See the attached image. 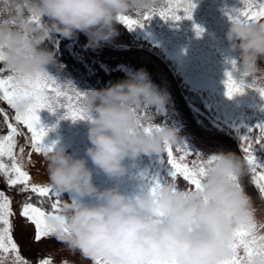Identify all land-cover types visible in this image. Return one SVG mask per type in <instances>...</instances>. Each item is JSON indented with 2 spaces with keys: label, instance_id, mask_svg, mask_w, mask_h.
Returning a JSON list of instances; mask_svg holds the SVG:
<instances>
[{
  "label": "clouds",
  "instance_id": "obj_1",
  "mask_svg": "<svg viewBox=\"0 0 264 264\" xmlns=\"http://www.w3.org/2000/svg\"><path fill=\"white\" fill-rule=\"evenodd\" d=\"M154 6L155 0H11L10 10L0 15V64L24 77L49 74V67L59 63L46 46L50 36L77 40L83 35L82 47L95 51L119 36V16ZM224 35L239 61L235 69L264 84V22L230 21ZM168 101L144 68L129 72L107 87L89 89L81 99L90 116L87 159L58 146L43 154L49 185L69 197L61 204L63 224L47 217L51 235L90 264H222L234 255L230 245L241 224L253 226L249 239L264 247V215L240 183L247 167L232 151L214 153L200 189L163 181L154 194L150 188L128 198L115 186L100 190L93 184L89 161L98 174L118 179L126 172V159L161 158L166 145L181 143L173 127L155 122L153 110ZM29 103L19 101L14 110L23 113ZM149 127L152 131L146 132ZM244 264H264V256Z\"/></svg>",
  "mask_w": 264,
  "mask_h": 264
},
{
  "label": "rangeland",
  "instance_id": "obj_2",
  "mask_svg": "<svg viewBox=\"0 0 264 264\" xmlns=\"http://www.w3.org/2000/svg\"><path fill=\"white\" fill-rule=\"evenodd\" d=\"M193 3L195 8L191 21H182L173 25L154 16L143 28H137L131 32L119 23V36L112 44L105 45V47L117 51L139 48L161 57L171 72L181 99L193 117L197 128L209 135L230 136L235 140L243 159L245 153L241 150L239 136L245 134L248 128L264 124V98L255 89V87H261L264 84L253 81L252 77H244L237 69H233L232 62L235 61V65H237L239 61L234 53L228 51L224 35L230 23L229 15L243 7V0H193ZM10 7L11 0H0V15L8 12ZM154 7L159 8L160 6L155 4ZM128 16L139 18L137 14ZM193 25L202 29L199 37L196 36ZM217 28L220 31L216 35L224 37L220 43L214 33ZM50 37L51 39L46 41V46L57 55L59 63L57 66H50L48 73L61 86L66 83L70 84L71 87L84 94L89 89L107 87L111 83L124 79L127 73L144 68L150 74L157 89L165 90L169 96L168 103L162 109L153 111L156 114L155 122L157 124L162 122L166 126L173 127L181 138L180 144L172 146L174 150L178 146L183 147L185 142L190 149L201 152L205 159L209 154H214L220 149L234 152L231 145L222 140L208 139L193 132L188 117L175 98L172 83L166 71L152 57L137 50L127 55L116 54L103 48L95 51L85 50L80 38L67 40L59 36ZM84 39L86 40L85 37ZM0 69L4 70L0 72V78H6L10 74L2 64H0ZM226 72L231 73L237 83L242 81L244 85L243 92L234 95L231 99L225 95ZM0 109L6 111L10 118L15 115V110L4 102H0ZM37 115L40 125L46 129H51L52 126L49 116L57 117L59 124L56 129L49 131L56 134L48 132L43 139L42 143L45 146L62 147L74 158L87 159L84 157V151L89 146L87 120H77L81 122L77 125L76 130L81 132V135L77 137L74 125L78 123L71 119H62L65 115V109L62 106L56 108L54 112H49L47 109L40 110ZM43 119L46 120L49 127L42 125ZM11 122L15 123L14 119ZM18 127L30 136L23 125ZM7 133V123L4 116L0 115V136L7 135ZM258 134V130L254 128L250 135L255 138ZM80 137L83 139L81 142ZM254 148L258 162L264 163V149H260L255 144ZM4 162L9 165L11 163L7 158L4 159ZM87 166L93 170V184L98 189L103 190L115 186L120 193L128 198H133L152 188L154 180H158L160 183L168 181L177 187L192 188L180 177L172 181L167 176L170 165L167 164L166 153L161 158L153 155L138 157L134 160L126 159L124 161L126 172L123 177L118 179H109L102 173L98 174L92 168L90 161ZM246 167V174L250 180L251 174L247 165ZM240 183L256 205L254 194L243 178ZM15 189L16 186H9L5 178L0 176V191H3L11 201L13 215L10 219L12 221L15 217L13 206ZM67 198L69 197L65 195V199ZM61 201L63 203L64 199ZM85 202H87L86 198ZM259 214L264 215V212L261 211ZM25 223L30 225L26 219H20V226ZM31 228L34 231L35 226L31 225ZM52 239L53 237L44 247L36 248L33 245L28 247L31 248V255L38 256L39 259H34L32 256L31 260H26L27 253L25 249L22 250L24 244H18L22 259L30 264H39L41 254L43 259L51 257L53 264H62L63 261H67V264H85L80 255L69 252L64 245V248L53 246ZM32 249H34L33 252ZM0 258L8 260L3 264H13L11 253L6 257L0 254Z\"/></svg>",
  "mask_w": 264,
  "mask_h": 264
},
{
  "label": "snow or ice",
  "instance_id": "obj_3",
  "mask_svg": "<svg viewBox=\"0 0 264 264\" xmlns=\"http://www.w3.org/2000/svg\"><path fill=\"white\" fill-rule=\"evenodd\" d=\"M194 8L193 0H166L162 7H153L142 14L137 13L139 18L121 15L118 17V22L130 32L137 28H143L154 16H158L164 22L176 25L182 21H191ZM229 20L232 22H264V0H243V7L229 15ZM32 21L41 23L35 17L32 18ZM193 30L197 37L202 33L199 26L193 25ZM232 65L235 69V61L232 62ZM2 71L4 70L0 69V72ZM225 76L226 97L231 99L234 95L241 94L244 89L243 82L237 83L229 72H226ZM253 86L255 85L253 84ZM255 89L264 98V86L255 87ZM83 95L70 84L66 83L61 86L49 74H38L35 77L9 74L6 78H0V102H4L11 109H15L17 102L25 99L30 101L23 113L15 111L14 117L11 118L6 111L0 109V115L4 116L8 128L7 135L0 136V176L5 178L9 186L21 185V192L30 191L40 197L54 198L49 212L34 207L31 203H24L20 215L26 218L30 225L22 224L20 235L21 240L28 247H31L33 241L39 244L44 238L51 236L54 228L47 223V217L52 216L61 224L64 223V218L59 215L61 194L55 192L50 185L34 182L27 167L31 164L34 154H46L54 147V145L45 146L42 143L47 133L52 129H46L40 125L37 113L44 109L54 112L56 108L62 106L65 109V115L62 119L88 120L90 116L84 112L80 104ZM13 119L15 123L11 122ZM19 125H23L30 136L22 132L18 127ZM254 128L258 130L259 134L252 138L250 134ZM254 128H248L245 134L239 136V140L241 150L245 153L243 160L251 174L250 180L255 189L258 190L259 199L264 203V163L258 162L254 148L255 144L260 149H264V124L256 125ZM145 131L151 132L152 128H146ZM20 136H23L24 140L18 144L17 137ZM165 153L167 164L170 165L167 176L172 181L180 177L194 189L201 188V180L205 175V164L216 159L214 154H209L206 159L203 158L201 152L190 149L185 142L183 147L178 146L175 150L172 146L166 145ZM5 158L11 162L10 165L4 162ZM233 179L236 180L237 178L233 177ZM245 179L247 180L248 177ZM160 184L158 180L153 181L151 188L153 194ZM173 185L175 186V184ZM10 205L9 197L0 191V254L6 257L11 253L14 257V264H29L22 259L18 248L20 242L14 240L13 229L15 225L10 219L13 215ZM31 225L35 226L34 232ZM252 228L253 226L246 224L237 226L233 233V243L230 245L234 255L222 261V264H244L245 261L250 262L254 256H264V247H255V240L249 239ZM63 231L67 232V229L65 228ZM0 264L3 262L0 261ZM39 264H53V259L51 257L41 259ZM62 264H67V261H63ZM95 264H107V262L96 260ZM151 264H161V262L153 260ZM172 264L175 262L173 261Z\"/></svg>",
  "mask_w": 264,
  "mask_h": 264
},
{
  "label": "flooded vegetation",
  "instance_id": "obj_4",
  "mask_svg": "<svg viewBox=\"0 0 264 264\" xmlns=\"http://www.w3.org/2000/svg\"><path fill=\"white\" fill-rule=\"evenodd\" d=\"M214 1V0H213ZM217 1V0H216ZM166 3V0H155V4L156 6H164V4ZM220 30H218V28L214 31L215 35L216 33H219ZM216 37L219 39V43L224 39V37L222 36H219L218 34L216 35ZM79 38L81 39V37L79 36ZM81 41L84 43V41L81 39ZM85 44V43H84ZM139 52H142L144 54H147L148 56H150L147 52V50H137ZM147 51V52H146ZM131 53V52H130ZM152 53V52H150ZM129 54V53H127ZM126 54V55H127ZM153 54V53H152ZM155 55V54H153ZM157 58H159L161 61H162V58L161 57H158L157 55H155ZM152 57V56H150ZM153 58V57H152ZM154 59V58H153ZM156 60V59H155ZM157 61V60H156ZM158 62V61H157ZM159 63V62H158ZM160 64V63H159ZM161 66V65H160ZM184 103V102H183ZM50 119H51V129L54 130L56 129V127L59 125L57 123V117H54V116H49ZM76 123L78 124H75L74 125V129H75V134L77 135V137H79L81 135V132H78L76 131L77 130V125L81 124L80 121H77ZM192 128V127H191ZM193 130V129H192ZM22 131V130H21ZM198 131L200 133H204L202 132L199 128H198ZM23 132V131H22ZM193 132L197 135H199L198 133H196L194 130ZM25 133V132H24ZM26 134V133H25ZM49 134H56L54 132H49ZM27 135V134H26ZM200 136V135H199ZM202 137V136H201ZM24 140V137L23 136H20L17 138V143H22ZM79 141V140H78ZM83 141L82 137H80V142ZM30 150V148H29ZM243 160V159H242ZM28 167V171H29V174H30V177H33V181L36 182V183H39L41 185H49V180H48V172H47V166H46V162L43 160V154L39 155V154H34L33 156V160L31 162V164ZM21 185H16V189L15 191L13 192V197H14V202H13V206L15 208V217L13 218V222H14V229H13V236H14V240H17L19 241L20 243L19 244H24L23 240H21V229L19 228L20 226V219H26L24 217H22L20 215L21 211H22V208H23V205L24 203H31L34 207H39L41 208L42 210H44L45 212H49L51 211V204L54 202V198L52 197H40L38 196L37 194H34V193H31L30 191H24V192H21ZM62 200L64 199L65 200V195H61L60 197ZM61 204H62V201H61ZM34 232V231H33ZM51 237H53L52 235L49 236V237H46L42 240V242H40L39 244L37 243H32L33 247L36 246V248H39V247H44V245H46V243L48 242V240L51 239ZM53 246H60L61 248H64L63 247V244L60 243L57 239H55L53 237ZM55 240V241H54ZM34 242V241H33ZM25 245V244H24ZM22 245V250L25 249L27 255H26V260H31V257L34 256L33 254L31 255V248H28L27 245ZM34 251V249H32V252ZM70 252V251H69ZM77 255H79V253H77ZM33 258V257H32ZM34 259H39L38 256H34ZM40 259H43V255L40 254ZM63 259V257H62ZM0 261H2L3 263H6L8 260L7 259H1L0 258ZM85 261V264H90L89 261L87 260H84ZM13 264H14V257H13ZM30 264V263H29Z\"/></svg>",
  "mask_w": 264,
  "mask_h": 264
},
{
  "label": "water",
  "instance_id": "obj_5",
  "mask_svg": "<svg viewBox=\"0 0 264 264\" xmlns=\"http://www.w3.org/2000/svg\"><path fill=\"white\" fill-rule=\"evenodd\" d=\"M81 39L84 41V43L86 42V40L84 39V37L82 35H80ZM103 49H107L113 53H116V54H127V53H130V52H134L136 50H143V49H139V48H131V49H128V50H125V51H117V50H113V49H110V48H107L105 46L102 47ZM101 49V48H100ZM147 52V51H146ZM150 56H152L154 59H156L160 65L164 68V70L166 71L171 83H172V87H173V91H174V94H175V97L178 101V103L180 104L182 110L184 111L185 115L188 117L189 121H190V124H191V127L192 129L198 133L200 136L202 137H205V138H208V139H215V140H222L228 144L231 145L234 153L239 156L241 159V153L238 149V146L235 142L234 139H232L230 136H227V135H223V134H219V135H209V134H205V133H200L198 131V128H197V125L193 119V117L191 116L190 112L188 111V109L186 108L185 104L183 103L181 97H180V94L178 92V89H177V85L175 83V80L171 74V72L169 71V69L167 68V66L164 64L163 61H161L159 58H157L155 55H153L152 53L150 52H147ZM245 177H248L247 174H245L242 178L243 180L245 181V183L250 187V189L252 190L253 194H254V197H255V203L256 205L258 206V208L264 212V204L261 202V200L259 199L258 197V192H257V189H255L254 185L251 183V181L249 180V178L246 180Z\"/></svg>",
  "mask_w": 264,
  "mask_h": 264
},
{
  "label": "trees",
  "instance_id": "obj_6",
  "mask_svg": "<svg viewBox=\"0 0 264 264\" xmlns=\"http://www.w3.org/2000/svg\"><path fill=\"white\" fill-rule=\"evenodd\" d=\"M84 44V43H83ZM176 98V97H175ZM42 125H44L45 127H49V124L48 123H46V120L45 119H43V121H42Z\"/></svg>",
  "mask_w": 264,
  "mask_h": 264
},
{
  "label": "bare ground",
  "instance_id": "obj_7",
  "mask_svg": "<svg viewBox=\"0 0 264 264\" xmlns=\"http://www.w3.org/2000/svg\"><path fill=\"white\" fill-rule=\"evenodd\" d=\"M179 92V91H178ZM181 97V96H180Z\"/></svg>",
  "mask_w": 264,
  "mask_h": 264
}]
</instances>
